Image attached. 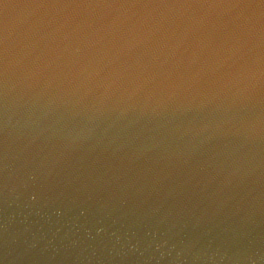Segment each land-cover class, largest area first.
Instances as JSON below:
<instances>
[{
  "label": "water",
  "instance_id": "1",
  "mask_svg": "<svg viewBox=\"0 0 264 264\" xmlns=\"http://www.w3.org/2000/svg\"><path fill=\"white\" fill-rule=\"evenodd\" d=\"M0 264H264V0H0Z\"/></svg>",
  "mask_w": 264,
  "mask_h": 264
}]
</instances>
